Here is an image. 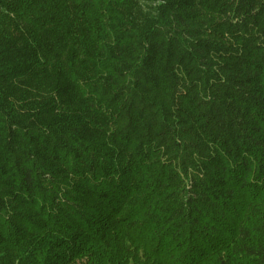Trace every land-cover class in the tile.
I'll list each match as a JSON object with an SVG mask.
<instances>
[{
    "label": "trees",
    "instance_id": "trees-1",
    "mask_svg": "<svg viewBox=\"0 0 264 264\" xmlns=\"http://www.w3.org/2000/svg\"><path fill=\"white\" fill-rule=\"evenodd\" d=\"M0 264H264V0H0Z\"/></svg>",
    "mask_w": 264,
    "mask_h": 264
}]
</instances>
